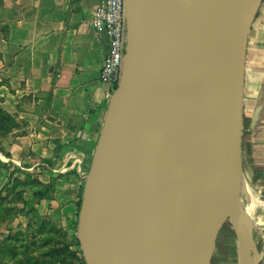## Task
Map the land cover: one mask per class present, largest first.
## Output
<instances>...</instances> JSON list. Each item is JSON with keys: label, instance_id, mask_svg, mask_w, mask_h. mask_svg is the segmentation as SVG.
Listing matches in <instances>:
<instances>
[{"label": "water", "instance_id": "obj_1", "mask_svg": "<svg viewBox=\"0 0 264 264\" xmlns=\"http://www.w3.org/2000/svg\"><path fill=\"white\" fill-rule=\"evenodd\" d=\"M261 3L244 26L240 0H126L122 78L79 212L77 240L85 264H176L173 218L222 177L239 151L247 42ZM160 41L172 59L169 66L150 56ZM211 96L220 107L197 159L155 185L162 140ZM226 209L238 210L234 222L242 228L240 203Z\"/></svg>", "mask_w": 264, "mask_h": 264}, {"label": "crops", "instance_id": "obj_2", "mask_svg": "<svg viewBox=\"0 0 264 264\" xmlns=\"http://www.w3.org/2000/svg\"><path fill=\"white\" fill-rule=\"evenodd\" d=\"M99 1L0 0V100L20 123L1 140L0 161L38 173L44 187L52 182V194L37 199V208L66 228L76 220L114 94L99 80L108 41L89 24ZM252 31L243 112L250 114L254 171L264 184V65L250 63Z\"/></svg>", "mask_w": 264, "mask_h": 264}, {"label": "rangeland", "instance_id": "obj_3", "mask_svg": "<svg viewBox=\"0 0 264 264\" xmlns=\"http://www.w3.org/2000/svg\"><path fill=\"white\" fill-rule=\"evenodd\" d=\"M256 2L257 0L252 4V11L250 9L249 22ZM251 31L250 63L253 65L255 58L264 65V0L252 23ZM251 64L248 67L250 69H252ZM14 116L16 114L13 110H7L0 104V142L15 134L16 131H20V123ZM249 120L250 114L243 112L237 149L245 154L253 171V181L260 187L261 199L264 201V184L259 177L257 178L254 171V165L257 163L253 162L252 157ZM1 150L3 151L0 147ZM36 177L38 173L32 177L29 173L17 168L15 170L12 167L0 169V264H83V255L78 253L77 245L80 208L76 220L68 228L61 227L52 221L50 216L40 214V209L37 207L41 205L38 200L50 196L53 186L51 182L44 187L38 183ZM32 186H35L34 190L30 189ZM33 193L36 199H33ZM82 194L83 187L80 203ZM238 216V210L226 209L219 211L210 220L201 245V264H241L239 242L242 231L241 228L237 229L240 225L237 226L234 222V218ZM248 223V255L255 264H264V209L258 211L255 218ZM199 247L200 244L196 248L197 264H199ZM55 251L62 253L54 256Z\"/></svg>", "mask_w": 264, "mask_h": 264}, {"label": "bare ground", "instance_id": "obj_4", "mask_svg": "<svg viewBox=\"0 0 264 264\" xmlns=\"http://www.w3.org/2000/svg\"><path fill=\"white\" fill-rule=\"evenodd\" d=\"M254 1L240 0L244 26L249 24L248 16ZM150 56L164 66L172 64L163 41L155 45ZM219 107L216 97L211 96L164 137L158 148L155 185L170 178L174 170L182 163L194 162L197 159L200 145L211 123L213 111ZM144 201L148 203L147 199ZM232 202L244 204L241 206L243 227L239 242L241 264H255L247 251V224L249 220L255 218L258 211L264 209V201L261 199L260 187L253 181V171L246 156L240 151H236L232 163L222 177L196 196L182 212L173 218L176 233V264H193V262L197 264L196 248L202 241L208 221L218 210L228 208Z\"/></svg>", "mask_w": 264, "mask_h": 264}, {"label": "built area", "instance_id": "obj_5", "mask_svg": "<svg viewBox=\"0 0 264 264\" xmlns=\"http://www.w3.org/2000/svg\"><path fill=\"white\" fill-rule=\"evenodd\" d=\"M126 0H100L90 26L108 41L99 80L115 90L122 78L126 54Z\"/></svg>", "mask_w": 264, "mask_h": 264}, {"label": "trees", "instance_id": "obj_6", "mask_svg": "<svg viewBox=\"0 0 264 264\" xmlns=\"http://www.w3.org/2000/svg\"><path fill=\"white\" fill-rule=\"evenodd\" d=\"M0 102H2V101L0 100ZM0 104H2V103H0ZM0 167H2V168H7L8 166H7L6 164H4L3 162L0 161ZM257 178H258V177H257ZM80 204H81V203L79 202V204H78V209L80 208V207H79ZM77 245H78V247H79V251H78V253L82 255V252H81V250H80L79 242H77ZM61 253H62L61 251H55L54 256H57V255H59V254H61ZM75 255L77 256V254H75ZM82 262H83V264H85L84 258H82Z\"/></svg>", "mask_w": 264, "mask_h": 264}]
</instances>
